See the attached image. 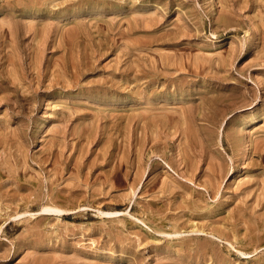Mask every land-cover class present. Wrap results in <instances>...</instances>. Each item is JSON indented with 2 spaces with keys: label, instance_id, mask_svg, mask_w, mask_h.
Segmentation results:
<instances>
[{
  "label": "rangeland",
  "instance_id": "rangeland-1",
  "mask_svg": "<svg viewBox=\"0 0 264 264\" xmlns=\"http://www.w3.org/2000/svg\"><path fill=\"white\" fill-rule=\"evenodd\" d=\"M0 264H264V0H0Z\"/></svg>",
  "mask_w": 264,
  "mask_h": 264
},
{
  "label": "bare ground",
  "instance_id": "bare-ground-1",
  "mask_svg": "<svg viewBox=\"0 0 264 264\" xmlns=\"http://www.w3.org/2000/svg\"><path fill=\"white\" fill-rule=\"evenodd\" d=\"M243 150H242V153H243V157L244 156H246L248 153H247V148L245 147V148H242ZM242 153H241V155H242Z\"/></svg>",
  "mask_w": 264,
  "mask_h": 264
}]
</instances>
